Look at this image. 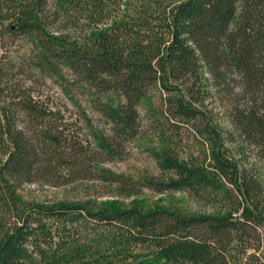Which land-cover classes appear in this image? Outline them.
Wrapping results in <instances>:
<instances>
[{
    "label": "trees",
    "instance_id": "16d2710c",
    "mask_svg": "<svg viewBox=\"0 0 264 264\" xmlns=\"http://www.w3.org/2000/svg\"><path fill=\"white\" fill-rule=\"evenodd\" d=\"M48 3L0 0L1 30L12 19L9 29L34 37L42 71L65 64L125 101L100 104L110 133L75 103L92 152L70 134L60 105L23 77L5 80L0 53V207L9 215L0 219V264H34L29 245L48 218L86 219L96 236L80 241L68 232L47 264H264V0H58L52 16L63 26L55 29ZM154 87L165 93L162 113L193 129L199 156L182 158L161 134L152 155L164 175L136 180L105 169L104 177L127 196L142 186L188 189L209 209L21 202L17 192L34 177L55 179L64 166L79 174L87 157L122 153L141 133L138 106ZM130 247L141 251L136 260Z\"/></svg>",
    "mask_w": 264,
    "mask_h": 264
},
{
    "label": "rangeland",
    "instance_id": "374dc122",
    "mask_svg": "<svg viewBox=\"0 0 264 264\" xmlns=\"http://www.w3.org/2000/svg\"><path fill=\"white\" fill-rule=\"evenodd\" d=\"M57 3L58 0H49L47 12L45 11L49 15L48 22L52 29H55V26L59 28L63 26L60 23L63 18H60L61 21L57 25L54 22L53 11L58 8ZM3 24L5 29L1 30L0 27V53L4 56L3 66H5L6 71L4 72L7 74L5 80L13 77L14 82L22 83L18 78L22 79L23 77V79L32 82V87L36 92H41L44 98L49 97L54 104L60 105L65 114L64 120L68 121L70 134L87 139L82 141L93 152L95 142L88 129L78 120L75 103H78L88 113L95 127L110 133L112 123L102 114L100 104L109 102L118 105L125 101V97L117 91L107 93L97 91L65 64L56 72L42 71L38 61V53L42 50L39 42L32 36L19 33V31L13 32L12 30L16 28L14 20L9 19ZM9 25L12 30L8 28ZM70 28L67 26L68 30ZM163 96L165 93L158 87H154L149 95L141 101L138 106L142 126L141 133L137 138L127 141L122 153L114 156L99 153L96 160H93L94 162L87 157L85 166L81 167L83 171L79 174L75 169L64 166L59 170L58 174L60 175L55 176V179L34 177V182L24 184L17 192L21 202L59 204L65 201L82 203L88 208L106 205L111 208L138 206L146 209L177 208L190 212L209 209L212 206L210 201L194 197L188 189L158 192L142 186L135 195L127 196L118 191L117 184L107 181L104 177L105 169L114 174L131 176L136 180L146 175L160 177L164 175L152 155V150L161 145V134L165 137L172 136L174 148L182 158L190 160L192 157L199 156L200 142L193 129L185 124L173 123L166 114L162 113ZM208 109L210 116L211 110H213V114L217 111L212 103L208 105ZM0 184L3 183L0 182ZM2 187L3 192H6L5 184ZM8 217L7 211L0 207V219L8 220ZM14 217L16 216L14 215ZM42 222L43 230L39 231L37 238L31 243L32 245H29L28 249V254L31 255L34 264H47L51 256L61 254L60 244L68 239L70 232L80 241H83L85 234H87V238L96 236L95 229H92L93 223H88L86 219L63 222L48 218ZM50 246H52V251H50ZM128 249L132 254L129 259L136 260L135 256L141 252L140 249L134 247Z\"/></svg>",
    "mask_w": 264,
    "mask_h": 264
}]
</instances>
